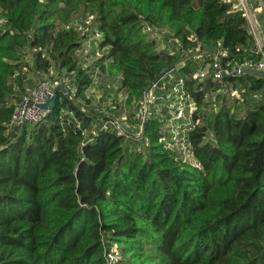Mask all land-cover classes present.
<instances>
[{
  "label": "trees",
  "instance_id": "obj_1",
  "mask_svg": "<svg viewBox=\"0 0 264 264\" xmlns=\"http://www.w3.org/2000/svg\"><path fill=\"white\" fill-rule=\"evenodd\" d=\"M235 4L0 0V264H108L113 244L125 264H264V103L244 113L247 101L229 105L220 94L213 108L208 100L222 90L243 97L264 89L263 74L238 71L257 46ZM78 15L92 23L88 31L77 26ZM165 24L176 52L160 51L146 31ZM87 44L94 66L121 80L135 113L156 84L148 119L132 114L124 135L103 129L110 119L99 120L87 98L93 72L78 57ZM199 45L203 56L195 60ZM26 48L35 51L38 73L66 72L76 93L66 84L42 121L9 130L26 93ZM218 53L228 70L223 80L211 69L194 79ZM167 88L179 89L185 119L151 112ZM172 124L191 161L163 140ZM80 168L97 193L92 204L80 197Z\"/></svg>",
  "mask_w": 264,
  "mask_h": 264
},
{
  "label": "rangeland",
  "instance_id": "obj_2",
  "mask_svg": "<svg viewBox=\"0 0 264 264\" xmlns=\"http://www.w3.org/2000/svg\"><path fill=\"white\" fill-rule=\"evenodd\" d=\"M233 1L236 3L238 2V0H233ZM254 5H258L260 7L259 0H250V2L248 3L250 20H251V22L248 20V23L250 26V32L254 36V38L257 37L258 41H262V38L260 37V32L254 25V21H253V19L256 20L257 18V14L254 11ZM237 10L240 11L239 9ZM261 13L264 14V12ZM77 19H78L77 26H79V29H81L83 32L88 31L89 30L88 27L92 25L90 20L82 22L81 20L82 15H78ZM0 23H2L1 18H0ZM164 27L165 28L151 27L149 33L151 34L152 38L156 39L160 51L162 52L178 51V45L174 41L173 33L169 29L170 27L166 24L164 25ZM94 39L95 40L99 39V36L96 35ZM88 46L89 45L87 44L86 45L87 48L84 51H81L78 57L82 63H86L84 64L85 65L84 67L91 65V69H92L91 71L93 72L94 84L88 89L86 93L87 98H89L91 101V107L95 108L98 111V113L101 114L98 115L99 120L104 118L119 119V120H125V123H128L131 119L134 106H132L131 108L127 107L125 103L126 96L123 92L120 91L121 80L119 78H110L107 75H103L101 71L97 68V66H94L95 59L91 56V54H89V51H86L88 49ZM22 53L23 56L25 57L26 63L29 65L25 70L27 77L26 93L28 92V89L35 87L39 83V81H41L43 78H47L48 80H55V79H63V76L65 77L67 76L66 72L63 74H59L56 69H51L48 74L38 73L33 64L35 51L30 48H26L25 50L22 51ZM198 62L201 63V61ZM209 64L210 63L206 62L204 64V67L208 69L210 67ZM200 69H202V65L200 66ZM66 78H65L66 84L72 87L73 93H76V88L73 85L74 78L73 77L71 78L70 76ZM170 85L173 86L175 85V83L172 82ZM165 91L167 95L166 96L162 95L161 101L157 102L156 105L151 108V112L153 113L155 108L156 110L155 113L160 114V113H164L163 111L166 109L167 112L165 115H169L171 117L175 114L177 105L181 103L185 105V103H183V100L179 94V89L177 90L173 89L172 92L167 88V90ZM222 91L223 92L217 91L214 93H210L208 100L212 103L213 108L215 107V104H217L214 103V101L220 94L223 95L222 97H220L221 102L222 99H224V97L226 96V98L229 101L228 102L229 105H231V103L233 102L236 103L237 101H240L242 103H245V101H247V103L243 104L241 107L242 109H244V113H246L245 111H247L248 108L254 109L257 105L264 103V89L261 92H257V93H254L252 91L248 92L246 95H243L244 98L240 96V94L238 97V95L232 96L229 93L224 92V90ZM13 102L17 103L18 101L17 99H13ZM185 106H187V104ZM144 107L146 108V106ZM190 107H191L190 112L194 111V105H190ZM97 124L98 122H95L94 127H92L91 129H94L95 126H97ZM124 144L126 143L124 142ZM173 147L178 151H180L181 153H184L185 151L181 143H174ZM77 175H78V183H79V194L81 199L87 203H91V204L94 203L97 193L94 190L93 184H91V182L86 180L81 168L77 171ZM121 259L123 260V258Z\"/></svg>",
  "mask_w": 264,
  "mask_h": 264
},
{
  "label": "built area",
  "instance_id": "obj_3",
  "mask_svg": "<svg viewBox=\"0 0 264 264\" xmlns=\"http://www.w3.org/2000/svg\"><path fill=\"white\" fill-rule=\"evenodd\" d=\"M249 0H238V2L235 4L234 8L239 9L244 12V15L246 16L247 20H250V12L248 8ZM260 3V10H264V0H259ZM151 27L148 25L146 28L147 33L151 30ZM157 28V27H156ZM150 34V33H149ZM150 37L151 34H150ZM175 43L179 45V42L175 40ZM257 51L255 52V56L245 62L243 66L240 67L238 70L241 72L242 70L248 71L251 73L256 74H263L264 75V39L260 41H256ZM86 51H89L87 49ZM196 52H198L193 59L195 60H201L202 59V52L200 45L197 47ZM173 53V52H172ZM223 56L222 53H218L215 56L214 62L211 65V68L209 67L206 69L203 67L202 69H199L197 71L193 78L194 79H204L208 76L209 70H212V76L213 79L222 81L224 76L228 73V70L224 68L220 62V57ZM191 56L187 52L185 56L179 61V65L184 66ZM192 59V60H193ZM176 69V66H175ZM174 69V70H175ZM173 70V71H174ZM171 73V72H170ZM182 82V81H181ZM66 85V81L64 79H55V80H48L47 78H43L39 83L31 88L28 89V92L23 95L21 101H19L15 105V109L11 118V121L8 123V129L12 130L15 126L23 125V124H34L42 121L50 112V110L44 109L41 107V105L48 104L51 105L53 97L55 96V93L58 88L61 86ZM156 84H154L146 93H145V99L143 108L140 110V112L135 113V109L133 110V113L136 117L144 119L146 121L148 119V111L150 105L154 101V90H155ZM67 90V88H66ZM61 91V90H60ZM232 96L238 95V91H233ZM146 106V108L144 107ZM146 109V110H145ZM146 111V112H145ZM186 118L185 115V107L184 104H179L176 107V112L173 117V121L178 122ZM109 127H112L118 131L120 135H124L130 130L129 125L125 123V120H119V119H110L109 121L105 122L103 125V129L107 130ZM172 130L168 132L169 137H165L163 140L167 143L168 147L174 148V143H181L182 147H184L185 151L182 153V158L184 161H191V152L188 148V146H185L182 141L180 140L179 135L180 132L178 131V124L177 125H171ZM175 129V130H174ZM137 136H140V133L137 134ZM169 140V141H168ZM183 150V149H182ZM188 156V157H187ZM106 257L108 264H125L123 260L121 259V255L119 253V248L117 244H113L111 246V249L109 252H106ZM121 257V258H119Z\"/></svg>",
  "mask_w": 264,
  "mask_h": 264
},
{
  "label": "crops",
  "instance_id": "obj_4",
  "mask_svg": "<svg viewBox=\"0 0 264 264\" xmlns=\"http://www.w3.org/2000/svg\"><path fill=\"white\" fill-rule=\"evenodd\" d=\"M249 2H250V0H249ZM254 11L257 14L256 20L253 19L254 25L256 26L258 31L260 32V37L263 40L264 39V14H262L261 12H264V10L262 11V10H260V7L258 5H254ZM255 39H256V41L258 40L257 37H255Z\"/></svg>",
  "mask_w": 264,
  "mask_h": 264
},
{
  "label": "water",
  "instance_id": "obj_5",
  "mask_svg": "<svg viewBox=\"0 0 264 264\" xmlns=\"http://www.w3.org/2000/svg\"><path fill=\"white\" fill-rule=\"evenodd\" d=\"M174 69H175V66H173V67H171L170 69H168L167 71H165V72L163 73V75L160 77L159 80H161L162 78H164L167 74H169L170 72H172ZM59 90H62V91L65 92V93L67 92L65 86L62 85L60 88L57 89V91H56V93H55V96L53 97V100H52L51 105L44 104V105H41V107L44 108V109L50 110V111L53 110L54 107H55V105H56L57 94H58ZM0 150H1V149H0Z\"/></svg>",
  "mask_w": 264,
  "mask_h": 264
}]
</instances>
